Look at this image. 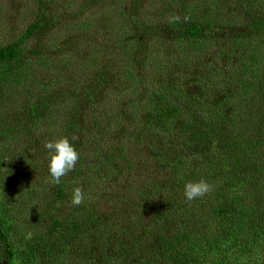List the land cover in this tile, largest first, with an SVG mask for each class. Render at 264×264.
I'll list each match as a JSON object with an SVG mask.
<instances>
[{"label": "trees", "instance_id": "trees-1", "mask_svg": "<svg viewBox=\"0 0 264 264\" xmlns=\"http://www.w3.org/2000/svg\"><path fill=\"white\" fill-rule=\"evenodd\" d=\"M152 1L156 32L137 0L130 17L113 2V59L92 53L65 90L67 63L31 42L52 20L44 0L0 43V264H264V0ZM19 125L44 145L77 138L59 185L45 147L40 174L3 176ZM201 178L212 190L188 201L184 184Z\"/></svg>", "mask_w": 264, "mask_h": 264}, {"label": "rangeland", "instance_id": "rangeland-1", "mask_svg": "<svg viewBox=\"0 0 264 264\" xmlns=\"http://www.w3.org/2000/svg\"><path fill=\"white\" fill-rule=\"evenodd\" d=\"M115 0H44V6L51 15V19L45 27L36 33L31 39L34 46H45L56 50L54 55V62H57L58 67L67 63L66 71L64 74L65 83L61 84V88L65 90L71 87V81L78 78V74L73 72L76 65L83 64L92 53L94 56L99 55V52L107 55V59L112 58L111 51L113 44L115 43L114 32L107 24L114 16L112 7ZM136 0H121L120 6L123 5V13L129 17L133 15L132 10L125 9L124 5H135ZM34 0H0V43L6 44L13 38L20 36L23 31L29 25V22L35 17ZM138 12L143 13L148 20L150 28L155 32L159 24L160 10L155 2L152 0H137ZM108 18V19H107ZM87 21L88 23L94 22L89 31L81 32L78 28V22ZM117 22V21H115ZM113 25V24H112ZM159 28V27H158ZM58 56V58H57ZM107 64V63H106ZM37 75L42 73L41 70H35ZM54 73V72H53ZM50 74V73H48ZM47 74V75H48ZM112 74V73H111ZM56 78L57 75L55 74ZM116 76L112 74L110 77V83L116 82ZM57 88H60L58 85ZM5 97L17 95L18 91L5 89L3 91ZM103 98L100 96L97 101ZM12 101L20 102L21 100L13 96ZM82 113V117L86 118L89 107ZM14 113V119L11 117L12 124H20L17 117L21 116L18 110L11 109ZM2 113H5L2 110ZM8 117L5 118V122H10ZM57 119V118H56ZM58 120V119H57ZM16 121V122H15ZM10 122V123H11ZM27 127H17V138L13 142L8 141L6 135L5 145L8 149H5V161L3 162V176L7 173L19 181L22 180L21 173L28 167L34 169L33 165H37L40 170V174L46 163L43 162V145L44 143L36 138V133L31 132L29 138H27L24 131ZM40 154V156H38ZM45 155V154H44ZM39 157V163L37 161ZM37 162V163H36ZM36 163V164H35ZM131 174H133L134 168H131ZM135 172V171H134ZM136 175V174H135ZM131 236L133 235L132 232Z\"/></svg>", "mask_w": 264, "mask_h": 264}, {"label": "clouds", "instance_id": "clouds-1", "mask_svg": "<svg viewBox=\"0 0 264 264\" xmlns=\"http://www.w3.org/2000/svg\"><path fill=\"white\" fill-rule=\"evenodd\" d=\"M76 137H60L49 140L44 147L47 150V170L51 184L59 185L61 178L73 172L80 160V153L77 150ZM212 190V185L207 179L190 180L184 184L183 194L188 201L204 197ZM85 198L82 186L75 187L72 192V203L80 205Z\"/></svg>", "mask_w": 264, "mask_h": 264}]
</instances>
